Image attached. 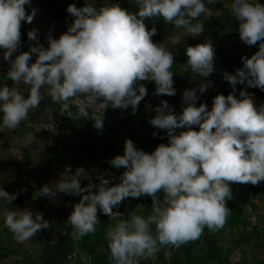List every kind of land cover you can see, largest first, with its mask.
<instances>
[{
    "label": "clouds",
    "instance_id": "clouds-1",
    "mask_svg": "<svg viewBox=\"0 0 264 264\" xmlns=\"http://www.w3.org/2000/svg\"><path fill=\"white\" fill-rule=\"evenodd\" d=\"M216 0H135L138 10L129 11L119 4H107L97 9L91 4L77 7L70 4L68 14L75 19L59 38L48 36V47L37 43L12 59L21 46L22 21L31 23L36 9L27 13L31 0H0V49L9 62L7 78L14 82L0 88V113L4 129H16L37 108L43 99L42 88L53 103L66 104L70 99L77 108L67 115L72 119H88L93 106L103 110L109 106L132 108L135 114L147 95L145 81H154L155 94L173 96L174 55L152 37L145 21L163 18L175 28H185L191 36L202 34L204 23H195L209 12L208 5ZM230 11L239 23L240 40L259 49L251 57L243 56V67L235 73L225 71L223 79L233 87L227 96L218 94L211 110L207 104L197 106L196 88L186 89V106L176 113L162 100L154 109L149 123L165 129L169 143H161L151 152L138 149L127 139L123 155L109 163L126 169L120 182L99 176V184L90 180L81 186L80 179H61L53 186L44 185L40 195L54 197L57 193L82 196L74 205L67 224L77 237L96 231L100 223L98 209L113 220L106 236L113 264H139L141 259L155 258L160 246L180 247L200 239L205 227L222 229L230 214L227 201L232 199L231 185H257L264 181V105L257 107L246 91L235 94L237 83L264 90V4L258 0H232ZM29 41L38 40L37 30L28 32ZM37 58L30 63L32 55ZM186 70L195 76L209 77L214 71L215 48L206 41L186 49ZM212 81L202 82L199 93L206 92ZM29 85L28 95L19 91ZM104 112V111H103ZM103 115V113H102ZM97 129L103 128V118L93 117ZM199 126V131L193 126ZM187 130L176 133V129ZM55 131L53 126L49 128ZM156 135V133H153ZM96 188V191H93ZM163 192V202L158 193ZM152 197L151 214L146 218L113 211L126 198ZM17 198L0 188V200L11 204ZM5 226L18 242L33 238L38 231L49 229L42 213L20 209L7 211ZM152 225H155L153 235Z\"/></svg>",
    "mask_w": 264,
    "mask_h": 264
},
{
    "label": "trees",
    "instance_id": "trees-1",
    "mask_svg": "<svg viewBox=\"0 0 264 264\" xmlns=\"http://www.w3.org/2000/svg\"><path fill=\"white\" fill-rule=\"evenodd\" d=\"M226 1L232 2V0H216L215 3L208 5L209 12L220 8V13H222L215 18L202 14L198 20H194L195 23L199 22L206 25L204 26L205 31L194 38L186 34L181 39L174 40V30L176 28L166 23L162 17L149 18L145 21L149 30L152 27L157 30L156 35L152 37L153 41L157 44H163L174 55L175 63L172 71L174 72L173 86L176 89V93L173 96H158L155 94L153 96L150 91L151 89H156L155 82L145 81L142 83L145 84L148 92L141 102L148 99L152 103L159 105L162 100H167L168 104H173L182 112L186 106L183 98L184 91L189 88H196L199 96L197 106L205 103L208 109L211 110L213 99L216 95L223 94L227 96L233 92L232 85L223 79L222 73L225 69H227V72L235 73L237 68L243 67L241 59L243 55L238 51L233 52L230 50L231 41L226 39L227 33L230 31L236 35L239 34L240 23L228 9L227 12L230 13L229 19L224 20L225 11L221 8V4ZM258 2L264 4V0H258ZM86 3L93 5L97 9L107 4H119L132 12L138 10L135 0H31V5H26L25 8L29 14L33 8L36 9L34 18L46 16L52 25L55 21H60L62 26L68 27L75 19L68 14V6L75 4L77 7H83ZM26 24H28L26 21H22V43L15 53L17 51L20 53L27 51L30 46L36 44L35 41H29L27 30L31 27L30 24L28 26ZM59 37L57 36L56 38ZM224 39L227 43L225 48L220 45ZM209 40L216 47L217 58L220 60L218 68L214 71L216 74L212 73L209 77H201L199 74L193 76L190 70H186L188 59L186 49L188 46H195ZM243 45L250 49L248 57H251L259 49V43L253 46L245 43ZM3 50L0 49V52ZM36 58L37 55L33 54L30 63H34ZM9 67L0 54V88L5 85L11 87L14 84L13 81L7 78ZM209 80L212 83L206 92L200 94L198 91L199 85ZM256 88L258 87L249 86L247 81L237 83L235 94L239 97L241 91L249 93V89L255 90ZM41 92L43 99L39 106L29 111L28 118L19 127L23 133L30 131L45 137L43 125L60 115L59 135L52 139L51 144L48 143L46 138L44 139L46 152L48 156H51L50 158L55 164L63 166L62 171L70 170V173L73 172V179H80L82 187L90 177H93L98 185L100 182L99 176L101 175L110 180L109 186L120 182L119 177L126 169L123 167L117 169L109 161L116 155H123L127 139H132L138 149L148 153L153 152L161 143H169L167 131L165 129H156L149 123L156 113L154 112L149 116L142 115L140 106H138L135 114L133 110H129L130 107L121 109L122 115L117 108L109 106L103 110L97 105L96 109H89L90 116L88 119H72L67 114L69 112L76 113L77 108L74 104H70L68 109L59 113V108L62 104L53 103L51 97L47 94V88H42ZM22 94L27 96L28 92H23ZM253 97L256 98L255 105L257 107L264 105V94L262 96L253 94ZM97 116L101 119L103 118L102 129H97L94 126V119H91ZM0 124H2V113H0ZM193 127L199 131L198 125ZM8 130L0 131V139L3 140V142H0V188L5 190L9 183H15L18 186L26 177L24 174L26 172L28 174L29 171L34 169L35 163H39L32 161L34 148L26 144L19 149L18 162L22 172H18V167L14 166L11 159H9L12 155L11 147L14 144L8 141V137L5 135ZM180 131H183V129H176L177 134ZM153 133H156V135H153ZM71 154L79 157L78 164L68 158ZM6 163L7 165H5ZM55 169H57L56 166L51 167L47 164L35 175V178L41 179L42 187L44 185L51 186ZM76 169H79V171L76 172ZM66 180H70V178ZM35 181L34 184H25L23 189L18 190L15 201L8 204L1 215L0 264H113L109 258L110 249L108 248L106 233L108 228L114 226L117 221L103 214L99 209L97 214L100 223L96 225L95 232L78 238L76 231L71 225L67 224L69 216L64 212V219L59 226L50 222L49 229L40 230L34 236L39 241L41 240L42 245L38 251H31L23 256L21 255L20 259L15 257L13 260L4 262L8 255L15 252L11 243L9 245L3 243V240L7 241V239L8 242H11L9 237L12 236L9 229L5 226L6 212L15 209H20L21 211L28 209L32 211L33 216H35L36 212L42 213L45 219L51 213L52 208L48 203L49 198L40 195L41 188H39L37 180ZM231 189L232 199L227 201L230 214L222 229L211 231L205 227L200 239L185 243L178 248L169 245L160 246L154 259H141L139 264H264V240H262L256 251H252L250 247L251 237L254 232L264 236V207L259 204L253 210V206L250 205L246 196L249 193L256 195L264 204V181L261 182L260 186L234 183L231 185ZM162 193V191L158 193L161 202H163ZM81 198L82 196L64 193L61 202L62 208L59 209L66 211L67 208L78 203ZM152 205V197L142 195L139 198H126L119 206L114 207L113 211L122 213V219H129L131 215H141L146 218L148 214H151ZM151 227L153 235H155V225ZM258 229L262 232L259 233ZM49 232L53 236L47 238L46 233L49 234ZM44 237L47 240L42 241ZM236 251L238 255L234 256Z\"/></svg>",
    "mask_w": 264,
    "mask_h": 264
},
{
    "label": "rangeland",
    "instance_id": "rangeland-1",
    "mask_svg": "<svg viewBox=\"0 0 264 264\" xmlns=\"http://www.w3.org/2000/svg\"><path fill=\"white\" fill-rule=\"evenodd\" d=\"M230 3H231V1H226V2H223L221 4V8L225 11L224 20L229 19V14L230 13L227 12V9L230 10V6H231ZM221 13H220V8H218L215 11L208 12L207 15L209 17L215 18L216 16H218ZM192 23L195 24L194 21ZM29 24H30L31 28L29 30H27V32H29L32 29H36L37 30L38 40H34V41H35L36 44L37 43L43 44L44 47H48L49 46L48 45V36H49V34H51L53 37L56 38L57 36H60L61 34L66 32L67 28H68V27L62 26L60 21H55V23L52 25L51 23H49V20H48V18L46 16H41L40 18H33L32 22L26 24V26H28ZM204 26H206V25H204ZM174 33H175V39L174 40H179L182 37H184L186 34H189L185 28H179V29L176 28L174 30ZM197 36H199V35H197ZM197 36H191V37L194 38V37H197ZM226 39L231 41V49L230 50H232L233 52L238 51L243 56H247L250 53V49L248 47H246L245 45H243V43L241 42L239 34L236 35V34H234V32L230 31L229 33H227ZM226 44L227 43H226V41L224 39V40H222L220 45L223 46V48H225ZM214 48H215L214 68L216 70L218 68V66H219V61L220 60L217 58L216 47H214ZM0 54L3 57L4 50L2 52H0ZM19 54H20L19 51H17L16 53L14 52L13 56H12V59H15V57L17 55H19ZM5 62L9 65L8 61H5ZM225 71H227V69H225L224 72ZM223 73H222V75H223ZM213 74H216V72H213ZM216 78H217V76H216ZM29 88H30L29 85L21 84L19 86V91L21 93L29 92ZM150 92H151V94L153 93V96H154L155 89L154 90L151 89ZM249 93L251 94V96H252V98L254 100V103L256 102V98L253 97V94L256 95V96L257 95L262 96L264 94L263 90H261L260 88H256L255 90L249 89ZM97 107L98 106H94V109H96ZM130 109L129 110L132 111L131 107H130ZM23 122L24 121H22L21 124ZM19 126L16 129H14V130L9 129L6 132V134H5L8 137V141H10L12 144H14L13 147H11L12 155H11V157L9 159H11V162H13L14 166L18 167V172H22V169L20 168V164L18 162L19 149L22 146H24L26 144H29V145H31L34 148L33 155H32V161L34 163L35 162H39V163L38 164L35 163L34 169L32 171L28 172L29 176H28L27 172L24 174V175H26V177L23 179V181H21L19 183L18 186L15 183L14 184L13 183L7 184L6 191H8L9 193H18L19 192L18 190L23 189V186L25 184H28V183L34 184L36 182L35 180H37V182H38V184L40 186L39 188H42L41 181H40L41 179L38 178V177L35 178V175H37L38 172L41 170V168H43L47 164H49V166H51V167H55L56 166V168H57V169H55V173H54L55 175L52 177L51 186L55 185V183H57L61 179L62 176H63V179H69V178H70V180L73 179V172L70 173V170L62 171L63 166H61V165L58 166L57 164H55L51 160V158H50L51 156H48V154L46 152V147H45V142H44L45 137L44 136H42L41 134H35L33 132H30V131H27V132L23 133ZM36 127H38V126H36ZM0 142H3V140L0 139ZM72 142H71V144L73 145ZM71 153H73V152H71ZM68 158L70 160H72L75 164H78V162L80 160L78 156H75L73 154L69 155ZM5 165H7V163ZM78 171H79V169H76V172H78ZM90 180L97 185V181L93 177H90L88 179V181L84 184V186L88 185ZM95 190H96V188H93V191H95ZM11 191H13V192H11ZM63 195H64V193H59L58 195H55L54 197H51L48 200V203L51 206L52 210H51V213L46 218V220H48L49 223L50 222L56 223L58 226L62 222V220L64 219V215L65 214H63V213L65 212L67 216H70V214L74 210V206L73 205L70 206L69 208H67L66 211H64L63 209L62 210L59 209V208H62L61 202L63 200ZM246 196L249 199L250 205L253 206V210L256 209L257 206H259V204L262 207H264L263 201L260 200V198L258 196L253 195L251 193L247 194ZM7 205L8 204H6L2 200H0V218H1V215L4 213V209L7 207ZM57 208H58V210L56 211ZM258 231H259V233L262 232L259 229H258ZM10 233L12 234V236L9 237V238H11V242H8V239H7V241L3 240V243L5 245H9L11 243L12 244V248L14 249L15 252H13L10 255H8L5 258L4 262H8L9 260H13L15 257H16V259L17 258L20 259L24 254L29 253L31 251H38L40 249L41 245H42L41 244V240L39 241L37 238H34V237L29 239V240H27V241H25V242H18L15 239L14 234L11 231H10ZM1 234L2 233H0V235ZM46 234H47V236H46L47 238H50V237L53 236V234L50 233V232H49V234L48 233H46ZM256 234L257 233L254 232V235L251 237L250 247H251L252 251H256L259 248L262 240H264V236L263 235H261V234H259V235L257 234L256 235ZM47 238L44 237L42 239V241L47 240ZM237 255H238V252L236 251V255H234V256H237ZM152 259H154V258H152Z\"/></svg>",
    "mask_w": 264,
    "mask_h": 264
},
{
    "label": "built area",
    "instance_id": "built-area-1",
    "mask_svg": "<svg viewBox=\"0 0 264 264\" xmlns=\"http://www.w3.org/2000/svg\"><path fill=\"white\" fill-rule=\"evenodd\" d=\"M70 104H74L73 101L70 99L66 104H62L59 108V113L62 111L68 109V106ZM158 104L152 103L150 100L145 99L143 102H140V111L142 115L149 116L150 114L154 113V109ZM97 106V105H96ZM169 106L176 112V113H181L173 104H169ZM94 108V106L92 107ZM117 110L120 112V114L123 115V112L121 109L117 108ZM131 110V109H130ZM61 124V117L60 115H57L52 121L46 123L43 125V130L45 132V138L47 139L48 143L51 144L52 139L56 138L59 135V126ZM55 129V131L50 130L49 128ZM184 130H187V128H184ZM257 185H261V182Z\"/></svg>",
    "mask_w": 264,
    "mask_h": 264
},
{
    "label": "crops",
    "instance_id": "crops-1",
    "mask_svg": "<svg viewBox=\"0 0 264 264\" xmlns=\"http://www.w3.org/2000/svg\"><path fill=\"white\" fill-rule=\"evenodd\" d=\"M163 194V193H162Z\"/></svg>",
    "mask_w": 264,
    "mask_h": 264
}]
</instances>
